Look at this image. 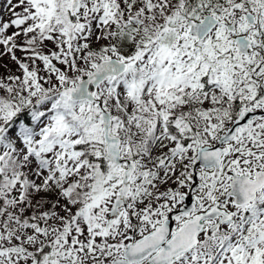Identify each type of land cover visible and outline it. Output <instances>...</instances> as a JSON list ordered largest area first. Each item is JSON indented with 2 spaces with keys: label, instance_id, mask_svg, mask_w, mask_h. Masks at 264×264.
Instances as JSON below:
<instances>
[{
  "label": "snow or ice",
  "instance_id": "1",
  "mask_svg": "<svg viewBox=\"0 0 264 264\" xmlns=\"http://www.w3.org/2000/svg\"><path fill=\"white\" fill-rule=\"evenodd\" d=\"M0 264H264V0H0Z\"/></svg>",
  "mask_w": 264,
  "mask_h": 264
}]
</instances>
